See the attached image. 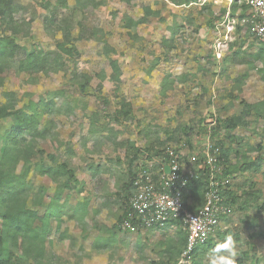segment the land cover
I'll list each match as a JSON object with an SVG mask.
<instances>
[{"label": "rangeland", "instance_id": "obj_1", "mask_svg": "<svg viewBox=\"0 0 264 264\" xmlns=\"http://www.w3.org/2000/svg\"><path fill=\"white\" fill-rule=\"evenodd\" d=\"M247 7L0 0V36L16 44L0 53V108L10 114L0 117V159L20 112L31 115L14 173L37 225L48 216L43 242L8 239L18 258L28 248L19 264H264V38ZM30 55L37 66L27 70ZM169 152L194 175L188 211L211 182L222 197L217 225L190 254L181 220L123 226L134 184L158 180Z\"/></svg>", "mask_w": 264, "mask_h": 264}, {"label": "built area", "instance_id": "obj_2", "mask_svg": "<svg viewBox=\"0 0 264 264\" xmlns=\"http://www.w3.org/2000/svg\"><path fill=\"white\" fill-rule=\"evenodd\" d=\"M247 6L253 34L264 38V0H247ZM168 156V173L165 172V167L158 180L147 178L137 180L134 184L136 188L129 200V210L123 219V226L142 232L181 220L186 231L185 253L190 254L208 241L217 225L219 204L222 201L218 191L220 188L216 182L209 183L204 204L196 212L188 211L183 196L194 175L182 171L172 152ZM213 161L211 157L206 161L212 171Z\"/></svg>", "mask_w": 264, "mask_h": 264}, {"label": "trees", "instance_id": "obj_3", "mask_svg": "<svg viewBox=\"0 0 264 264\" xmlns=\"http://www.w3.org/2000/svg\"><path fill=\"white\" fill-rule=\"evenodd\" d=\"M15 46L16 44L12 39L0 36V53L4 52L8 48H14ZM59 47L61 51H64L62 45ZM27 58L28 62L26 66L28 68L26 69H36V58L34 59L33 55H30ZM113 65H115V63H113ZM32 106L31 111L36 113L34 104H32ZM6 113L7 112L4 108H0V117L10 115ZM20 113L21 117L18 118V123H16L13 130L7 135L9 143L4 149L3 155L0 159V264H19L20 261H26L28 258V248L26 246L23 248L20 258L13 255L8 248V243H10L8 242V239L13 241L11 242L13 245H17L18 238H21L22 240L27 239L28 241L36 239L39 242H43L48 231V216L40 220L41 225H37L38 216L36 212L25 209V203L22 197V191L24 189L22 183L23 174L21 177H16L14 173L15 161L12 155L13 147L15 148L18 143L16 141V137L20 136L23 129L33 130L36 124V121L31 115H27L22 112ZM234 126L235 125L233 124L232 127ZM193 181L194 179L191 180L189 185ZM206 190L207 187L205 188V192L203 190L204 197ZM185 194L183 196L184 201ZM128 208L129 207H127L125 211L123 219L127 216L129 210ZM261 208L264 209V204ZM198 209L196 208L190 212H196Z\"/></svg>", "mask_w": 264, "mask_h": 264}, {"label": "clouds", "instance_id": "obj_4", "mask_svg": "<svg viewBox=\"0 0 264 264\" xmlns=\"http://www.w3.org/2000/svg\"><path fill=\"white\" fill-rule=\"evenodd\" d=\"M230 251H231V254H232L233 257H235V256L238 254V253L236 252L234 246H232V247L230 248ZM230 261H231V264H234V261H232V260H230Z\"/></svg>", "mask_w": 264, "mask_h": 264}, {"label": "water", "instance_id": "obj_5", "mask_svg": "<svg viewBox=\"0 0 264 264\" xmlns=\"http://www.w3.org/2000/svg\"><path fill=\"white\" fill-rule=\"evenodd\" d=\"M165 172L168 173V168L167 167L165 168Z\"/></svg>", "mask_w": 264, "mask_h": 264}]
</instances>
